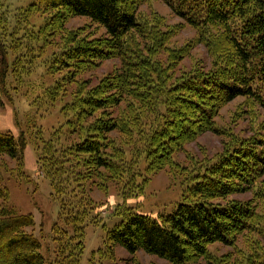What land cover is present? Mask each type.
<instances>
[{
    "label": "rangeland",
    "instance_id": "rangeland-1",
    "mask_svg": "<svg viewBox=\"0 0 264 264\" xmlns=\"http://www.w3.org/2000/svg\"><path fill=\"white\" fill-rule=\"evenodd\" d=\"M38 2L0 0V34L9 48L6 72L0 64V131L11 132L16 137L22 135L26 145L23 163L27 181L18 180V163L6 156L0 157V183L9 191V205L20 214L34 216L36 226L29 231L40 238L47 264H171L143 251L131 255L120 246L107 251L104 247L107 230L121 221L117 210L154 217L170 214L187 197L192 181L226 157H239V151L250 150L252 157L264 160V109L247 97L221 105L212 120L216 132L201 134L173 156L172 169L165 168L152 175L147 172L149 162L143 155L153 130L154 116L148 114L131 144L127 145L128 139L119 138L118 133H111L112 144L121 149L126 162L132 163L130 171L129 167L123 170L125 174L120 182H110L107 189L92 186L91 182H77L78 170H73L67 160L57 161V167H61V189L71 198L65 199L77 207L84 200L89 213L83 226L85 249L78 260V252L75 253L78 241L68 243L69 236L74 235L73 226L66 221L65 213L62 214L61 195L53 193L45 173L54 166L46 160L61 159L59 151L80 138L75 121H71L77 110L71 104L78 86L86 84L88 92L119 74L125 64L142 66L140 59L157 65L158 71L162 69L168 87L191 73L196 78L217 79L222 69L234 65V56L222 41L221 30L213 36L217 38L216 43L209 44V39L200 40L197 29L174 14L164 0H139L135 5L136 15L144 39L138 37L135 46L126 51L125 64L114 55L90 65L80 62L78 70L82 72H78L77 66L71 69L62 64L65 49L72 47V36L76 39L74 45L82 40L105 41L109 36L104 28L86 17L70 18L61 29L51 28L48 22L54 14L43 10ZM71 76L75 82L70 81ZM95 117L88 119L86 126ZM109 151L113 153L112 149ZM246 161L249 170L242 171L245 183L241 186L245 191L219 202L249 204L258 220L253 230L238 236L232 245H210L209 258L187 264H251L252 261L264 264V195H261L264 164L255 165L251 158ZM250 171L254 173L250 175ZM96 181L98 185L100 181ZM55 229H58L56 233ZM75 235L78 240V234Z\"/></svg>",
    "mask_w": 264,
    "mask_h": 264
},
{
    "label": "trees",
    "instance_id": "trees-1",
    "mask_svg": "<svg viewBox=\"0 0 264 264\" xmlns=\"http://www.w3.org/2000/svg\"><path fill=\"white\" fill-rule=\"evenodd\" d=\"M138 1L39 0L38 5L47 13L54 14L48 22L51 28L61 29L70 18L86 17L105 29L109 36L105 41L82 40L74 45L75 35L70 39L72 47L65 49L62 64L71 69L77 66V71L82 72L78 70L80 62L90 65L114 55L123 62L126 51L135 46L136 39H144V31L136 15ZM164 2L174 14L197 29L202 41L209 39V44L216 43L217 38L213 36L221 30L222 41L233 53L234 65L222 69L216 75L217 79L209 80L208 76L196 78L191 73L168 87L164 71H158L159 67L147 59H140L142 66L131 67V64L123 62L126 67L119 74L107 78L88 92L86 84L78 86L71 104L77 110L71 121H75V130H79L80 138L66 150L59 151L61 159L50 157L46 160L47 164L52 162L54 166L45 172L53 193L61 195L62 214L65 213L66 221L73 226L74 235L69 236L68 243L72 245L78 241L75 250L78 260L85 249L83 226L89 213L84 200H80L77 207L65 199L70 196L61 189V167H57V161L67 160L73 170H78L77 182H91L92 186L107 189L110 182H120L125 174L123 170L127 171L129 167L130 171L132 163L126 162L121 149L112 144L111 133H118L119 138L128 139L127 145L131 144L148 114L154 116L153 130L147 138L148 146L143 155L148 158L147 172L152 175L165 168L172 169L173 156L201 134L216 132L212 120L221 105L238 97H247L264 109V0ZM8 50L0 34V64L5 72ZM70 81L75 82L73 76ZM121 104L125 107L122 108ZM94 116L95 120L86 126L87 120ZM70 124L73 126V122ZM25 146L22 135L16 137L11 132L0 131V157L6 156L18 163L20 181H27L23 163ZM238 154L239 157H226L203 176L194 179L187 190V197L170 214L154 217L117 210L121 221L107 230L104 247L108 251L111 247L120 246L131 255L143 251L171 264H187L209 258L207 249L210 245L235 243L238 236L253 230L258 221L255 212L249 204H223L219 201L245 191L241 186L245 183L242 171L249 170L247 158H251L255 165L264 164L263 159L252 157L250 150H242ZM253 173L250 171V175ZM96 180L100 181L98 185ZM9 199L8 189L0 183V264H47L40 238L29 231L36 226L34 216L18 213L9 205ZM75 234H78V240ZM64 235L68 237V234ZM251 264L256 263L252 261Z\"/></svg>",
    "mask_w": 264,
    "mask_h": 264
}]
</instances>
